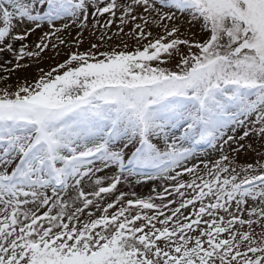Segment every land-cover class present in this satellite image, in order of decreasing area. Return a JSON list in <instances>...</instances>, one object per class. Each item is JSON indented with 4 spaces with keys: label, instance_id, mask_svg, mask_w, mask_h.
<instances>
[{
    "label": "snow or ice",
    "instance_id": "obj_1",
    "mask_svg": "<svg viewBox=\"0 0 264 264\" xmlns=\"http://www.w3.org/2000/svg\"><path fill=\"white\" fill-rule=\"evenodd\" d=\"M0 264H264V0H0Z\"/></svg>",
    "mask_w": 264,
    "mask_h": 264
}]
</instances>
